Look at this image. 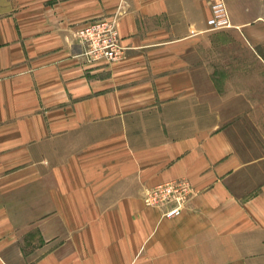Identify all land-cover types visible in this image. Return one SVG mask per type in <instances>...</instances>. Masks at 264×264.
Returning a JSON list of instances; mask_svg holds the SVG:
<instances>
[{
    "label": "crops",
    "instance_id": "1",
    "mask_svg": "<svg viewBox=\"0 0 264 264\" xmlns=\"http://www.w3.org/2000/svg\"><path fill=\"white\" fill-rule=\"evenodd\" d=\"M224 1L207 30L212 0H0V264H264V0ZM113 16L123 57L86 63Z\"/></svg>",
    "mask_w": 264,
    "mask_h": 264
},
{
    "label": "built area",
    "instance_id": "2",
    "mask_svg": "<svg viewBox=\"0 0 264 264\" xmlns=\"http://www.w3.org/2000/svg\"><path fill=\"white\" fill-rule=\"evenodd\" d=\"M211 15L206 20L207 30H218L231 26L229 13L224 0H212ZM83 50L80 54L86 63L114 62L123 57L124 47L116 27V17L90 22L75 32ZM191 193L185 179H175L147 189L144 201L149 206L163 209L161 216H178L187 197Z\"/></svg>",
    "mask_w": 264,
    "mask_h": 264
}]
</instances>
